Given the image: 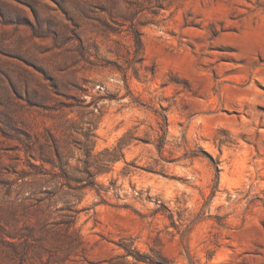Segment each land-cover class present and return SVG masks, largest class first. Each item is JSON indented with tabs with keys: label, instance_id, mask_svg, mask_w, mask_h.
I'll return each instance as SVG.
<instances>
[{
	"label": "rangeland",
	"instance_id": "1",
	"mask_svg": "<svg viewBox=\"0 0 264 264\" xmlns=\"http://www.w3.org/2000/svg\"><path fill=\"white\" fill-rule=\"evenodd\" d=\"M0 264H264V0H0Z\"/></svg>",
	"mask_w": 264,
	"mask_h": 264
}]
</instances>
